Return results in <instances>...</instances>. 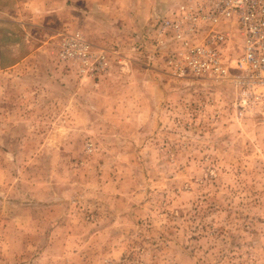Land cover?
Segmentation results:
<instances>
[{"label":"rangeland","instance_id":"obj_1","mask_svg":"<svg viewBox=\"0 0 264 264\" xmlns=\"http://www.w3.org/2000/svg\"><path fill=\"white\" fill-rule=\"evenodd\" d=\"M186 1L50 0L0 26V264H264V110L165 67L155 24ZM72 32L105 67L59 59Z\"/></svg>","mask_w":264,"mask_h":264},{"label":"built area","instance_id":"obj_2","mask_svg":"<svg viewBox=\"0 0 264 264\" xmlns=\"http://www.w3.org/2000/svg\"><path fill=\"white\" fill-rule=\"evenodd\" d=\"M155 29V45L173 76L228 82L237 107L264 110V0L181 2ZM62 36L61 61H75L90 73L106 66V53L84 35Z\"/></svg>","mask_w":264,"mask_h":264},{"label":"crops","instance_id":"obj_3","mask_svg":"<svg viewBox=\"0 0 264 264\" xmlns=\"http://www.w3.org/2000/svg\"><path fill=\"white\" fill-rule=\"evenodd\" d=\"M37 1L39 2L40 9H33V3ZM52 3H50V0H19L17 4L11 9L8 13L6 18L0 17V26H8V25H14L26 29L27 25H29V20H32V18L40 19V16H44L47 14V10L51 7ZM35 8V6H34ZM0 9V14H5ZM35 10L39 11V14L32 15V12ZM1 32V31H0ZM21 61V60H20ZM19 64V62H18ZM16 65V64H15ZM14 66V65H13Z\"/></svg>","mask_w":264,"mask_h":264}]
</instances>
